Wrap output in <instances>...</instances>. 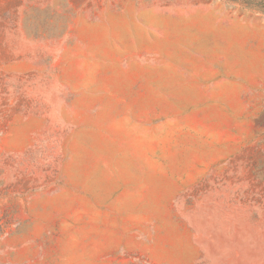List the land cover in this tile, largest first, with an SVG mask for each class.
<instances>
[{"label": "rangeland", "instance_id": "rangeland-1", "mask_svg": "<svg viewBox=\"0 0 264 264\" xmlns=\"http://www.w3.org/2000/svg\"><path fill=\"white\" fill-rule=\"evenodd\" d=\"M0 264H264V15L0 0Z\"/></svg>", "mask_w": 264, "mask_h": 264}, {"label": "trees", "instance_id": "trees-1", "mask_svg": "<svg viewBox=\"0 0 264 264\" xmlns=\"http://www.w3.org/2000/svg\"><path fill=\"white\" fill-rule=\"evenodd\" d=\"M224 2L238 4L244 9L255 11L264 15V0H222Z\"/></svg>", "mask_w": 264, "mask_h": 264}]
</instances>
